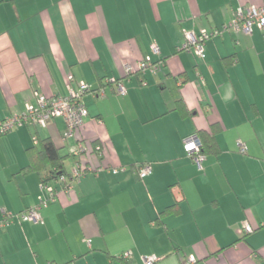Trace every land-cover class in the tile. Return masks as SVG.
<instances>
[{
	"label": "crops",
	"instance_id": "0c3cea01",
	"mask_svg": "<svg viewBox=\"0 0 264 264\" xmlns=\"http://www.w3.org/2000/svg\"><path fill=\"white\" fill-rule=\"evenodd\" d=\"M262 2L0 0V119L35 103L34 91L65 96L68 74L74 88L84 81L105 91L83 96L88 116L66 142L61 118L0 137V221L36 203L50 174L33 136L67 155L65 171L78 139L104 144L91 162L104 169L85 173L70 194L59 191L42 224L0 226V264H143L144 255L157 256L153 264H264L262 34L211 36L204 59L178 50L185 31L220 28L239 6ZM146 55L162 64L155 74L130 76L125 95L105 85ZM200 132L219 148L202 168L183 145ZM143 162L151 173L141 178ZM174 203L179 212L161 214ZM244 223L254 231L244 234Z\"/></svg>",
	"mask_w": 264,
	"mask_h": 264
},
{
	"label": "built area",
	"instance_id": "2783aa9c",
	"mask_svg": "<svg viewBox=\"0 0 264 264\" xmlns=\"http://www.w3.org/2000/svg\"><path fill=\"white\" fill-rule=\"evenodd\" d=\"M255 26L262 32L264 40V0L258 5L248 4L245 6H239L234 11L233 18L221 29H214L212 31L202 30L197 35L193 32L185 31V40L178 50L192 52L200 59H204V43L211 36L221 34L223 31L228 29L242 31L245 34H251L252 29ZM151 50L155 54L159 52V48L156 43L151 44ZM158 69L159 65L154 63L149 56L139 60L134 66L130 63H125L123 65L124 74L127 76H130L136 71H149L155 74ZM73 81V75L68 74L66 96L47 97L38 91H34L33 96L35 103L26 104L25 110L19 114H13L0 119V137L21 126L45 128L49 122L55 118H62L65 123L63 140L77 137L78 130L82 127L84 124V118L88 115L87 109L81 101L82 96L89 93L96 97H103L105 96V91L102 86L92 88L84 81H77L76 88H73L71 85V82ZM105 84H115L117 93L121 95H125L127 92L125 84L120 80H116L114 77L106 78ZM32 139L33 142L36 143V136H33ZM183 145L186 154L192 158L198 168H202L201 163L205 156L200 152L201 143L198 137L194 134L187 136L183 140ZM238 145L240 152L245 153L246 148L244 144L238 142ZM96 149H98V147ZM86 151L87 146L85 143L78 142L73 153L79 157ZM103 169L104 166L101 164H85L82 161L81 164L76 163L68 175H58L57 183L61 186L59 190L45 181L40 182L39 189L41 194L38 195V203L20 212H4L3 220L0 221V226L7 225L11 222L21 223L25 221L42 224L43 217L41 215V210L48 205V202L57 198L59 191L70 194L73 191V183L79 182L84 173L98 172ZM112 171L117 172L118 168L115 167ZM150 173V162L143 163L139 166L138 174L141 178ZM242 229L245 233L252 231V228L248 223H244ZM87 242L89 243L90 240H87ZM127 256L128 254H124V257ZM141 259L143 264H153L159 258L155 255H144ZM190 261L194 262V259L191 257Z\"/></svg>",
	"mask_w": 264,
	"mask_h": 264
},
{
	"label": "trees",
	"instance_id": "16d2710c",
	"mask_svg": "<svg viewBox=\"0 0 264 264\" xmlns=\"http://www.w3.org/2000/svg\"><path fill=\"white\" fill-rule=\"evenodd\" d=\"M233 15H234V13H233ZM232 18H233V16H232ZM231 18V19H232ZM230 19V20H231ZM229 20V21H230ZM228 21V22H229ZM227 22V23H228ZM227 23H225V24H227ZM225 24H223L220 28H216V29H221ZM256 27V26H255ZM257 28V27H256ZM258 30H260L259 28H257ZM214 30V29H213ZM253 30V29H252ZM226 31H229V32H241V33H243L242 31H234V30H231V29H228V30H225V31H223L222 33H224V32H226ZM261 32V31H260ZM221 33V34H222ZM243 34H245V33H243ZM251 34H252V32H251ZM261 34H262V32H261ZM219 35V34H218ZM245 35H250V34H245ZM262 38H263V34H262ZM263 44H264V40H263ZM150 52H151V54L152 55H157V54H159V52L157 53V54H155V53H153L152 52V50H151V45H150ZM146 56H149L150 57V59L154 62V63H156V64H158L159 65V68H160V66L162 65L161 64V62H159V61H156V60H153L152 59V57L150 56V55H146ZM146 56H143V58L142 59H144ZM205 58V57H204ZM141 60V59H140ZM138 62V61H137ZM136 62V63H137ZM124 65V64H123ZM133 66L135 65V64H132ZM144 72H146V71H144ZM144 72H141V71H136V72H134L133 74H131L130 76H132V75H134V74H139V73H144ZM152 73V72H151ZM130 76H127V75H125L124 74V71H123V76L122 77H119V78H117V77H114L116 80H120V81H122L123 83H125V81L126 80H129V78H130ZM71 85H72V82H71ZM105 85H112V86H114L115 87V84H105ZM73 87V86H72ZM74 88V87H73ZM93 88V87H92ZM116 88V87H115ZM116 93H117V91H116ZM86 94H89V93H86ZM67 95V94H66ZM65 95V96H66ZM92 95V94H91ZM118 95H121V94H119L118 93ZM84 96V95H83ZM83 96H82V98H81V101H82V103H83ZM93 96V95H92ZM53 97H60V96H53ZM93 97H96V96H93ZM104 97V96H103ZM96 98H98V96L96 97ZM84 104V103H83ZM85 106V105H84ZM86 108V107H85ZM87 109V108H86ZM87 113H88V110H87ZM88 116V115H87ZM86 116V117H87ZM85 117V118H86ZM84 118V119H85ZM56 119V118H55ZM62 119V118H61ZM52 121V120H51ZM50 121V122H51ZM49 122V123H50ZM64 122V121H63ZM47 127V126H46ZM64 128H65V123H64ZM63 132H64V129H63ZM63 132H62V134H61V140H62V142H66L68 139H70V138H67V139H64L63 140ZM197 137H198V139H199V141H200V143H201V147H200V152H201V154H203L204 156L205 155H208V154H218L219 153V148H218V145H217V143H216V141H215V137L214 136H212V135H210V134H208V133H205V132H200L199 134H195ZM36 136V135H35ZM78 142H83V141H80V139H78L77 140V142L75 143V146H76V144L78 143ZM83 143H85V145L87 146V151L85 152V153H83V155H81V156H76L74 153H73V151H74V149L71 151V153L69 154V156H71L73 159H74V166L76 165V163H78V164H81L82 163V161L85 163V164H87V163H91L92 162V160L93 159H95V157H97L98 156V154H100L101 153V151H102V149L104 148V144H103V142L102 141H100L99 139H97V140H93V141H88V142H83ZM34 145L32 146V148L31 149H35L37 146H38V161L42 164V165H50V167H51V169H50V174H49V176L47 177V178H43L40 182H42V181H45V182H47V183H49V184H51L52 186H54L53 185V183L51 182V180H54V181H56V183H57V178H58V175H60V174H65V175H68L69 174V172L71 171V169L74 167H72L69 171H65V166H64V162H65V160L67 159V155H65V156H61L59 153H58V148L57 147H55V145L53 144V142L52 141H50L48 138H46V139H40V137H37L36 136V143L34 142L33 143ZM37 145V146H36ZM75 146H74V148H75ZM98 147V149H96ZM239 151H240V148H239ZM143 163H146V162H143ZM143 163H140V164H138L137 166H136V172L138 173V169H139V166L140 165H142ZM85 174V173H84ZM139 175V174H138ZM78 182H76V183H73V189H74V186L77 184ZM59 184V183H58ZM55 187V186H54ZM61 187V186H60ZM56 188V187H55ZM40 190V189H39ZM41 194V191H40V193L38 194V195H40ZM54 201V200H53ZM38 203V196H37V200H36V203H34L33 205H35V204H37ZM49 203V202H48ZM48 206V205H47ZM46 206V207H47ZM31 207V206H30ZM45 207V208H46ZM29 208V207H28ZM44 209V208H43ZM42 209V210H43ZM42 210H41V213H42ZM179 210H180V206L178 205V203L177 204H173V205H171V206H168V207H166L163 211H161V214L162 215H166V214H171V213H177V212H179ZM20 212V211H19ZM42 215V214H41ZM25 222H27V221H25ZM262 227V226H261ZM263 227H264V225H263ZM254 231V229H252V231L251 232H253ZM251 232H249V233H251ZM244 234H248V233H244Z\"/></svg>",
	"mask_w": 264,
	"mask_h": 264
},
{
	"label": "bare ground",
	"instance_id": "6f19581e",
	"mask_svg": "<svg viewBox=\"0 0 264 264\" xmlns=\"http://www.w3.org/2000/svg\"><path fill=\"white\" fill-rule=\"evenodd\" d=\"M125 258V257H124Z\"/></svg>",
	"mask_w": 264,
	"mask_h": 264
}]
</instances>
